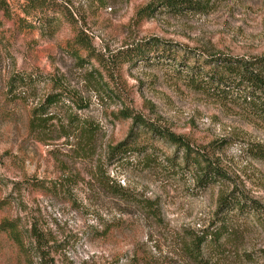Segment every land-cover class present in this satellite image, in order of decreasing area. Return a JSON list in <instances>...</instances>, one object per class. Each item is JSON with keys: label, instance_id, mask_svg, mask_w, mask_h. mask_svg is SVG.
Returning <instances> with one entry per match:
<instances>
[{"label": "rangeland", "instance_id": "374dc122", "mask_svg": "<svg viewBox=\"0 0 264 264\" xmlns=\"http://www.w3.org/2000/svg\"><path fill=\"white\" fill-rule=\"evenodd\" d=\"M53 1L58 5L54 9L66 15L48 14L54 17V28L43 27L30 17L27 20L34 28L26 27L20 21L25 19V0H6L11 19L0 12V177L4 181L0 199L10 202L0 210V219H19L23 232L34 222L55 237L61 244L55 254L57 264H129L132 257L137 264H192L182 252L186 234L207 226L221 190L235 189L264 206V162L246 151L252 143L264 144V123L232 103L223 104L189 89L178 75L182 67L163 56L135 65L115 60L121 51L152 38L177 51L184 46L231 56L262 54L264 0H210V7L202 13L172 15L159 8L149 18L137 12L151 0ZM75 29L85 33L93 47L92 55L75 46L82 62L69 48ZM16 74L24 79L31 76L27 85L16 82L13 88L25 101L6 97L8 80ZM48 76L59 78L65 89L86 103V108L72 111L80 120H91L99 127L91 152L77 148L79 141L73 135H62L60 128L42 137L43 142L28 135L30 101L36 103L50 89ZM147 105L192 145L226 138L218 151L229 175L226 186H198L181 164H166L164 158L172 154L173 147L162 141L147 153H132L122 164H105L106 146L123 140L130 126V120L117 119L114 114L128 107L150 115ZM52 111L63 118L69 109L59 104ZM150 152L155 162L145 168L144 155ZM96 165H102V172L133 193L156 198L162 224L101 190L94 176ZM35 178L49 187L70 183L66 186L71 197L62 191L49 195L33 189L28 181ZM11 182L21 183L20 193L11 189ZM261 218L264 223V211ZM105 224L112 228L103 234ZM232 225L239 232L237 240L206 251L213 259L211 264H262L259 250L264 248V227L242 218ZM25 249L26 255L0 232V264H35L27 241Z\"/></svg>", "mask_w": 264, "mask_h": 264}, {"label": "trees", "instance_id": "16d2710c", "mask_svg": "<svg viewBox=\"0 0 264 264\" xmlns=\"http://www.w3.org/2000/svg\"><path fill=\"white\" fill-rule=\"evenodd\" d=\"M210 5V0H151L137 12V15L149 18L159 8L161 11L172 15L202 13L208 10ZM55 7L58 8V5L53 0H25L22 9L25 19H20V21L26 27L34 28L32 22L27 20L30 17L31 20L37 21L43 27L51 26L54 28V24H56L54 17H49L48 14L50 12L52 14L58 12L63 14L61 10L54 9ZM0 12L7 20L12 18L6 0H0ZM68 16L72 19L69 13ZM2 27L3 24L0 21V29ZM75 30L73 44L69 48L73 51L74 58L78 62H82L83 59L77 47L88 54H92L93 47L85 33ZM2 40L3 36L0 32V42ZM183 47L181 46L179 50L182 53H179V51L169 48L167 43L163 45L158 39L152 38L121 51L115 61L135 65L138 62L153 60L156 56H163L165 60H171L174 64L182 67L178 75L181 76L179 78L189 89L205 94L223 104L232 103L240 111L264 123V53L249 56H231L222 52ZM47 78L50 89L40 98H37L36 103L30 101L28 135L36 141L43 142L42 137L60 128L62 135L67 138L73 135L79 141L77 148L85 151V153L91 152V144L99 127L91 120H80L77 114L72 111L73 109L86 108V103L82 101L81 97L65 89L59 82V78L55 76H48ZM31 80L29 74L25 79L17 74L11 76L7 83L6 97H9L12 101L17 98H22L25 101L23 94L15 93L13 88L16 82L24 81V84L27 85L28 81ZM93 82L96 83V79ZM94 90L95 92L98 91L97 89ZM59 104H67L69 109L68 114L63 118L52 111ZM147 108L150 110V115L128 107L114 114L117 119L130 120V126L123 140L106 146L105 164H122L124 159L132 153H147L148 150L151 151L155 148L154 144L157 141H162L173 147L172 154L164 158L166 164L173 167L181 164L183 169H187L192 174L198 186L206 187L209 184L226 186L229 175L225 171L218 153L226 142V138L212 139L206 145H192L188 137L174 132L166 123L161 121L160 117L155 115L151 105H147ZM246 151L250 153L252 158L264 162L263 143H252L246 147ZM153 160H155L153 152L144 155L145 168L152 166V162H155ZM102 167V165H96L94 172L101 190L116 197L123 205L138 208L144 218L157 225L162 224L160 205L156 198L153 199L133 193L132 190L121 186L102 172ZM28 182V186L45 193L47 191L49 195H59L62 191L71 197L69 188L66 186L70 183H53L49 187L36 178ZM3 184L4 181L0 177V188ZM11 189L20 193L21 183L11 182ZM9 204L7 198H1L0 210L6 208ZM119 210L126 209L121 208ZM263 211L264 206L246 194L237 192L235 189L230 192L221 190L216 199L215 210L207 226L198 233L190 232L186 234V236L188 235L187 241L185 240L182 245L184 256L192 264H211L213 259L208 257L211 250H219L226 246L228 242L237 240L239 232L232 225L233 221L241 218L244 221L252 219L254 223H259V227L263 229L264 223L261 218ZM117 226L120 227L121 224ZM111 228V225L105 224L101 232L106 234ZM0 232L5 234L11 244L25 255L27 253L25 244L26 241L29 242L37 260L35 264H57L55 254L61 244L57 242L55 237L41 231L36 223H31L29 229L25 231L27 233H25L19 225V219L3 217L0 219ZM208 250L209 252L206 253ZM259 256L262 259V264H264V248L259 250ZM134 258L132 257L129 264H137L138 260L135 261ZM31 264L34 263L31 262Z\"/></svg>", "mask_w": 264, "mask_h": 264}]
</instances>
